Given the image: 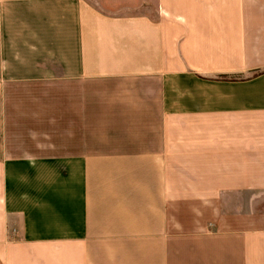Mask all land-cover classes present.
<instances>
[{
    "label": "crops",
    "instance_id": "obj_1",
    "mask_svg": "<svg viewBox=\"0 0 264 264\" xmlns=\"http://www.w3.org/2000/svg\"><path fill=\"white\" fill-rule=\"evenodd\" d=\"M0 15V264H264V0Z\"/></svg>",
    "mask_w": 264,
    "mask_h": 264
},
{
    "label": "rangeland",
    "instance_id": "obj_2",
    "mask_svg": "<svg viewBox=\"0 0 264 264\" xmlns=\"http://www.w3.org/2000/svg\"><path fill=\"white\" fill-rule=\"evenodd\" d=\"M127 12H133V11L130 9H127ZM2 17H3V15H0V22L2 21Z\"/></svg>",
    "mask_w": 264,
    "mask_h": 264
}]
</instances>
